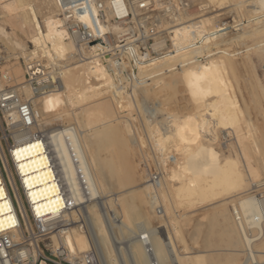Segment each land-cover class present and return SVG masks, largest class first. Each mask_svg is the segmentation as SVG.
<instances>
[{"label":"bare ground","instance_id":"1","mask_svg":"<svg viewBox=\"0 0 264 264\" xmlns=\"http://www.w3.org/2000/svg\"><path fill=\"white\" fill-rule=\"evenodd\" d=\"M225 1L227 2V0H208V3H211V2L213 4L219 3L221 6V4L225 3ZM228 1H229L228 2L229 5H231V7L235 8V9H236V7L241 8L242 6H244V7L245 6H251L249 9H247V13H248L247 17L246 18L243 17L244 20L242 19L243 22H247V23L252 22V23H249L247 29H242V31H238L240 33L233 32L232 30H236L235 28L238 27L237 24L236 25L235 24H228V26H229L228 29H230L229 32L231 33V31H232V33H234L235 36L229 37L227 35L224 37H229V38L220 39L221 37H223L224 32L220 31L221 28H218L217 30H218V32H220L218 36H213V37H210L208 39H205L206 36H198L200 38V40L203 41L204 44L197 46V47L189 48L188 44L194 38V36H191V29L195 28V24H198L197 23L198 21L189 23L186 20H181L177 24V27H175V30H174L176 36H172L174 43L177 46L176 52L170 53L167 57H165V58L159 60L157 63H155L151 67V69H158L157 71H155V73H153V72L147 73L145 70H143V71L140 70L138 72L139 79H137L133 83V85H131V86L135 87L134 90H138V89H136V88H138L137 87L138 85H139V87H141L143 84L147 85L146 83L150 84L151 82L155 83V82L161 81V79L163 78V75L169 76L167 73L172 72L173 70H177L179 68L177 71L178 78L172 77L174 79V81L172 79V81H173L172 83L174 84V82H177L178 79L183 83V85L185 87V88L184 87L182 88L183 91H185L184 89H186V92L188 93L187 95H189V98L191 96L190 101L193 103L196 102L198 111L195 113V111L192 112L190 110L194 114H190L191 112L189 111L190 115H187L188 113H186V115L184 114L185 116L184 115H183L184 117L181 116V117H183V119L180 118L181 120L178 119L179 117L175 118V119H173L171 117L172 120H170L169 122L172 121L171 122L172 124L170 123V126L172 125V127H169V125L167 126V124L165 122L164 123L162 122L159 125V129L157 128L158 130H156L157 131V132H155L156 134H154V136L149 135V136H151L150 137L151 139L153 138V140H150V143L153 141V144H155L157 149H159L161 151V149L162 150L164 149L163 145L165 144V142L167 140L177 138L175 140V142L178 144L179 141L181 143L184 140H187L190 136H196L199 133H202V134H201L200 139L197 140V142L194 143L193 146H191V144H190V145H187L184 147L183 154H185V155L180 156L183 161H181L180 159L177 158V156H175L181 162L179 161L180 163H176V165H178V167L176 165H174L177 167V168L175 167V169L171 170L168 168L171 171H169L168 174L166 172V175L169 177L170 180H165V181L163 180V181L165 183H166V181H167V183H169L168 181H172V179H174V177L177 178L179 180V182L177 180L176 183H179V187H177V185H175L177 188V190L175 192H177V193L173 194V192H172V194L175 197L176 196L177 197L179 196L180 198L183 197V198H185V200L191 199L192 196L219 195L220 199H217V201L220 202V209L217 210V213H216L217 216L216 217L222 219V221L220 222V223H223V226L221 227L222 228V234L229 239L228 241L230 242L231 247H234L232 250L241 251V249L238 250L236 247H238V246L243 247L242 251L244 252L243 254H245V260L243 258L244 262H242L241 264H246L249 262H250V264L251 263L252 264L253 263L261 264L260 259L262 257H264V191L259 190V189L263 186L262 184L264 182L258 178L260 173L258 174L255 167H253L251 162L253 163L254 160L251 161V159L249 158V154H247L249 151V148L247 146L250 145V143H248V141L251 138L248 141H245V140L242 141V138L245 139V137L244 136L242 137L243 134H241V135L238 134V132H241L240 127L242 124H240V123H244L245 127H248V126H250V122L248 119L246 120L243 118V120H242L240 118V117L244 116L243 114H245V112L242 111V109L240 108V105L238 104L239 102H237L238 100L236 99V93L234 92L235 88L232 89L233 87H231V84L233 83L232 82L233 78H231V71L230 70L234 71V69H233V65L231 63L230 58L233 56L237 58V56H235L236 55L234 53L235 51L233 52V54H231L232 51H231V53H229L226 50V48H224V47H222V49H217L214 52H212V50H213L212 48L214 46L217 47V45L218 44L220 45V43H224L225 45H227V43L233 44L234 42H236L235 40H237L239 38L249 37L251 39H254L255 43L251 46L245 47V52L252 50L254 52V54H256L258 56V58H260L264 61V0H238V1L236 0V2H234V3H236L235 4L236 6L234 5V3H231L232 2L231 0H228ZM208 3H206L204 5L202 4L201 7L206 8ZM54 4H55V2H53L54 7H52L51 11H56V10H58V7H60V5L62 7L64 5V3L62 4L61 1L59 3H57L56 5H54ZM219 4L217 5V7L219 6ZM49 5H51V4H49ZM221 7H223V5ZM198 8H200V7H198ZM231 9H229V10L233 11ZM241 9H243V8H241ZM217 10H218V8H217ZM215 11H216V9H215ZM236 11H237V9H236ZM243 11H244V9H243ZM16 12H17V14H15V16L13 15V17L19 18L21 12H18V11H16ZM245 12H246V10L243 13H245ZM238 13H240L239 10H238ZM186 15H185V17H186ZM222 15L223 14H221V13L220 14L217 13V14L211 15L209 17H205L203 19H200V20H202V22H201L202 24L199 25L198 34L210 28V27L206 28L208 26H206L205 24H208V25L212 24L213 20L214 21L217 20ZM52 16L53 15H50L49 17L45 18L47 20V22H46L47 28L46 29L41 28L40 21L37 17L36 19L38 20L37 21L38 25L40 24L39 25L40 30H38L36 33L34 32V34L38 35V38L40 39V41L44 45L47 46V43H49L51 45V48H52L54 55H55L54 56L55 58H59L61 56H65V57H67V56L70 57L73 55L75 56L74 53L76 51V46H75L74 42L69 40V39H68V41H65V39H64L65 29L63 26H61L60 18L57 19V25H56L55 21L52 20ZM34 17H35V15H34ZM187 17H188V15H187ZM223 24H224V22H223ZM241 25H243V24H241ZM216 26H218V25H216ZM238 30H241V28ZM194 31H195V29H194ZM230 33H228V34H230ZM236 33H237V35H236ZM26 34L28 35V33H26ZM3 37H6L7 39H9L10 44H12L14 47H17V48L19 47V49L21 51H23L22 53H25L26 48L22 42L14 40L12 37L10 38L9 35L8 36L5 35ZM15 39H17V38H15ZM238 42H239V40H238ZM218 47H221V46H218ZM73 48H74V51H72ZM71 52H72V54H71ZM204 52H206L205 59L202 61H199L198 56L203 55ZM30 54H31V52H30ZM247 54H248V52H247ZM49 56H50V54H49ZM89 57H87V58H89ZM246 59H247V57H246ZM77 61H81L83 64H81L80 66H85V67H88V64H91V62H92V61L86 62V61H84V59L83 60H77ZM177 61L179 62L180 66H177L176 68L172 67V65L175 64V62H177ZM92 64H93V66L91 68H89V67L88 68L91 70L92 74H94L93 76L98 78L99 84H100L98 89H96V91H94L93 95L95 97L93 99L87 98L89 96L86 97L87 98L86 100L84 98L80 97L79 95L85 94L87 89L82 90V88L77 85L78 83L76 84V82H77L76 78L73 77L72 75L70 76V75H67L65 73L66 76H64V78L61 79V81H62V82H60L61 85L59 84V86L55 90L52 89L55 92L46 93L47 94L46 96L50 97V100H48V102L45 101V103H43V104L40 103V106H37V104L34 102V100L32 101V103H34V104H32V109H33V114L35 117V122H34L33 127L25 133H22L18 130H15V132H14V133H16L14 135V142L15 143L10 147V150L13 151L15 149L14 154L17 155V157H18L17 161H20L21 163H23V162L29 160V163H32L33 167H35V169L33 171L39 170V172L44 170V169H42L43 166H41V164H42L41 159L43 157H40L42 155L41 151H37L38 149L36 147H33V145H37L35 143L36 140L32 139L34 137L33 136L34 135L33 130H35V128L37 127V128H39L40 131H42L46 135L48 150L51 153L52 160H53V163L56 167L58 178L60 181L59 189H61V191L64 192L65 197L60 199L59 197L56 198V196H55L56 192L54 190L53 192H55V194L48 196L47 198L49 201H47L45 203V204H49L50 206L52 205L54 207L52 209L51 213L45 212V213L39 214L40 221H41V222H39V226L44 228V230H46L48 228H53L52 230L55 231V230H58L57 229V227H59L58 225L63 224L59 228L58 232L57 231L55 233H53V231L46 232V235L48 237H45V241H43V242L46 245H49V242H50V245H52L51 248L53 249V251L65 253L66 258L69 260H73V258H80L85 252L78 254L79 253L78 251L83 250L89 244L88 243L89 239L87 238L88 235H85V232L79 226L75 225L73 220H71L70 223L66 224V222L63 221L64 219H61V217L65 216V215H71V219H72L73 213H75V211L73 209L80 207V208H85L87 211V216H86L85 220L87 219L86 221L88 223V226H90V228H92L91 231L93 230L92 232H94V233H92V234H94L93 235L94 243H95L96 247L98 248V253H99V256L101 257L100 259L102 260V264H150L149 263V260L151 259L150 258L151 254H149L150 249H148V251L146 252L147 247H146V245H144L145 241L143 239H141V236H144L147 238V242L149 244V247L151 246L152 253L154 255V258L157 260L158 264H168L167 263V257L171 254V253H169V251L171 249H172L171 252L173 253V256H174V258L172 257V259H171L172 264H189V263H192L191 261L194 258V255H190L191 251H188V252L182 251V253H181L180 251L175 249V246L173 245L174 244L173 240L172 239H171L172 241L169 240V237H167L168 238L167 240L170 242V245L172 243V246H171L170 250H168L169 248L167 246H165L166 248H168L167 249L168 252L165 251L166 248L164 249L162 243L158 240L160 237L157 239V237H155V235H154L155 232H157V231L159 232L160 229H158V227H155V228H149L148 227V225H149V222L147 221L148 217H145L143 209L140 206V204H137L136 202H134V197L132 196V194L134 193L133 189L129 191L132 194H128L129 192L127 191V194L130 195L129 197L127 196V194L125 195L126 192L124 190H123L125 192L124 194L121 191H118V193L121 192L124 197H127L126 199H124V203L122 206L123 211H124L123 215H122V213H120L119 210L117 211V208H119V207L114 206L115 209L114 210L111 209L112 214H110L111 216H110L109 226L114 232L113 233L114 235L112 237L113 242H114L113 244L120 245L122 243V241L125 244V248L118 247L119 248L118 253H117V255H118L117 259L118 260L116 259V257H113L111 249H110V244L108 241L109 234L106 231L107 226H104V224L102 223L103 222V221H101L102 218L100 220V217H102V216H100V213L96 208L98 203H101V200L103 201L104 206L106 205V207H107V205H108V208H109L110 203H112V202H110L111 197L109 198V196H111V194L106 196L110 192L108 190L110 188L108 186L109 184H107V182H108L107 178L108 177L106 174L105 166L107 168V167H110V165L108 164L109 165L108 166L107 163L105 162V158L101 157L102 153L100 155L99 148L102 145V142H104V144L115 142L116 145L118 144V142H119V144H121V143L124 144L125 141L126 142L130 141L129 143H131V139L129 140L127 137L132 134L131 132H133V128L128 123L129 119L125 120V118L127 117V116L126 117L124 116L125 114L117 116V117H116L117 114H115V117L111 120L107 119L108 121H105V119H104L102 122H100V125L90 126L89 120L92 118H95L93 113H92L93 108H90V106L93 105L91 102H93L94 100H98L97 102L95 101V103L94 102L93 103L96 104L97 109L102 110L103 108H106V105L108 104V103H105V101H103L104 97H106L105 95L107 92L112 91L111 96H114L117 99V102L112 100L111 103H114V102L116 104L117 103H119V104L123 103L122 101L124 98L122 96L123 92L121 94V92H119V90L117 89V87L115 85L116 84L115 81H113L109 76H107V72H106L105 67L102 66L100 63H97L96 61L92 62ZM237 65H238V63H237ZM249 65H252V64H249ZM30 67L31 66H27L28 69ZM64 67H62V68L65 69ZM92 68H93V70H92ZM246 69H247V67H246ZM37 71L31 72V74L34 75V74L38 73ZM227 71L230 73H228ZM226 72H227L228 77H225ZM61 74L64 75L63 73H61ZM147 74H149V75H147ZM169 74L171 75V73H169ZM173 74H175V73H173ZM177 75H175V76H177ZM229 75H230V79H232V81H231L232 83H230V80H228ZM51 79H52V76H51ZM165 79L166 78H164V80ZM167 79H169V81H170L169 77ZM17 80H18V78L16 76L15 80H13V81H16L17 84H20L22 82V81L18 82ZM3 81H5V80H3ZM8 81L11 82V79L10 80L8 79ZM237 82H238V80H237ZM160 83L161 82H159V84ZM164 83H162V84H164ZM178 83L179 82H177V84ZM166 84L168 87V85L170 83H166ZM1 86L2 85L0 83V87ZM53 86L54 85H52V83H47L46 86H40L41 87L40 89L47 88V87H53ZM232 86H233V84H232ZM147 87H149V86H147ZM176 88H178V87H175V89ZM240 88H242V87H240ZM258 88H260V87H258ZM20 89L28 98L32 97V95H33L32 92H35L32 90V88L31 89L29 88V85H26V84L21 85ZM141 89L139 88V91ZM170 89L175 90L174 87L172 89V86ZM52 90H50V91H52ZM246 90H247V88H246ZM248 90L250 91L251 89H248ZM253 90H254V88H253ZM247 91L245 92V94L247 93ZM88 92H90V91H88ZM248 93L251 94L252 92L250 91ZM44 95H45V93H44ZM256 95H257V93H256ZM249 96H250V98L252 97L251 95H249ZM110 97L108 96V98H110ZM263 97H264V95H263ZM108 98L106 97V99H108ZM44 99H45V97H44ZM110 100H111V98H110ZM49 101H51V103ZM125 102L126 101H124L123 104H125ZM109 103H110V101H109ZM243 103H245V102L243 101ZM50 104L53 106L51 107ZM193 105L196 107L195 104H193ZM54 106H55V108L53 110L52 108ZM69 106H72V109L75 108V110L73 109L74 111H72V112L69 111V109H70ZM116 106H119L120 109L124 108V107H122V104L116 105ZM126 107L128 108L127 105H126ZM195 107H194V110H195ZM113 108H114V110L116 109L115 105ZM113 108H111V109L113 110ZM60 109H61V111H59ZM111 109H109V110L111 111ZM128 110L130 111V109H128ZM192 110H193V108H192ZM121 111H124V109ZM129 111L127 112V114L129 113ZM205 111L206 112H213L215 114V119L211 120V122H209L207 124V126H205V125L203 126L202 123L197 122V119L200 116H202ZM101 113H103V112H101ZM97 115L99 116L100 114H97ZM107 115H109V114L106 113V116ZM98 116H97V118H98ZM101 116L102 115H100L99 117H101ZM120 118H122L123 120H120ZM176 119H178L180 121H176ZM117 120H120L119 123H121L122 126L125 127L124 130L125 129L126 130L124 132L121 131L122 127H119ZM164 120H165V118H164ZM241 120H242V122H241ZM70 121H72V124L70 123ZM162 121H163V119H162ZM169 122H167V123H169ZM217 129L221 131V137L223 138V140H226V138L230 135V133H232V134L235 133L234 135L241 138L240 140L238 139L240 141V145H239V141L236 142V143H238V145L240 147H242V150H239L240 153L242 152L241 155L235 154L233 157H231L232 155L231 156H224V159L220 160V157L217 156V151L212 147V144H213L212 139L215 140L214 135H215V132L217 131ZM237 129H239L240 131H238ZM134 130H136V129L134 128ZM149 131H150V129H149ZM149 131H148V133H149ZM203 131H205V133H203ZM126 132L128 134H126ZM150 133H153V132L150 131ZM206 133H210L209 136H211V137L205 138V136L208 135ZM246 133H247V130H246ZM212 134H214V135H212ZM238 137H236V140ZM258 141H259V139H258ZM255 142H256V140H255ZM126 144H128V143H126ZM252 144L255 145L254 142ZM116 145H113V146L115 147ZM128 145H130V144H128ZM125 146H127V145H125ZM115 148L117 149V147H115ZM175 148L177 149V151L181 150V148H180V150L178 149V146ZM255 148H256V146H255ZM21 149H27V151L21 152L20 151ZM0 152H1L0 160L2 161L3 168L5 169L6 174H7L8 178L11 182V185L15 189V192L18 196V193L16 190V185H15L14 179H13V172L10 168L7 155L4 152L3 148L2 149L0 148ZM161 153H162V151H161ZM161 153H158V154H161ZM105 155H107V154H105ZM180 155H181V153H180ZM242 157L244 160H242ZM262 158H263V156H262ZM115 159H114V161H115ZM155 160H156V158H155ZM118 161H120V160L118 159ZM163 161H159V162L161 163ZM171 161H173V160H171ZM171 161H169V162L171 163ZM173 163H175V162H173ZM164 165H162V166H164ZM166 165H168V164L166 163ZM261 165H262V161H261ZM125 166H126V164H125ZM121 168L124 169L123 167H121ZM263 168H264V166H263ZM125 169H124V172H125ZM161 169H163V168H161ZM108 170H110V168ZM127 170H129V169H126V172H128ZM108 172H110V171H108ZM111 173H115V172L112 171ZM166 175H165V177H166ZM119 178H121V177L119 176ZM163 179H165V178H163ZM166 179H167V177H166ZM148 180L150 181V179L144 180L146 182V185L143 183L144 185L140 186L138 188V190L144 194H146L145 190L148 189L149 185H153V184L148 183L149 182ZM174 182H175V179H174ZM1 184H3V179L0 176V186H1ZM112 185H111V187H113ZM119 185H122V184L119 183ZM169 185H171V183H169ZM165 186H167V185H165ZM255 187H257V188H255ZM253 188H255V189H253ZM125 189L128 190L127 188H125ZM134 189H135V187H134ZM159 189H161V188L158 187L157 190H159ZM0 190H3V192L0 191V264H13V262L11 261V258L13 256V254H12L13 252H16V254L18 255V257L20 259L27 257L28 251L24 246H21V240H23L25 237V230L28 232L32 231V225H31L28 213L26 211V207H25L22 199L17 197V199L15 200V202H16V206H15L13 203L14 201H12L9 198V196L6 192V189L0 187ZM161 190H163V189H161ZM249 190H251V191H249ZM105 192L107 193L106 195H105ZM168 192H171V191H168ZM159 193H160L159 195H162L161 196L162 198H165V197H163V194H164L163 191L162 192L159 191ZM122 194H119V195H122ZM165 194H167V193H165ZM136 196H138V195H136ZM231 197H233V198H231ZM119 198L120 197H118V200H119ZM169 198H170V196H169ZM228 198H230V200L226 201V200H228ZM226 202H229V211H230L231 217H229V215H227L228 213L224 207L226 205ZM33 203L37 204L38 202L34 201ZM142 203H143V200H142ZM144 203H145V201H144ZM120 204H121V202H120ZM113 205L114 204H112L111 206H113ZM153 205H155V204H153ZM151 206H152V204H151ZM16 207L18 208V211L20 214H18L16 212ZM215 207H217V206H215ZM61 209H64L63 213H60ZM151 209H152V207H151ZM106 214H107V212L105 213V215ZM108 214H109V212H108ZM140 218H142L143 220L141 219L142 221H139ZM107 219H108V217H107ZM62 221H63V223H61ZM136 225L138 227V230H135V231L132 230L133 227L135 229ZM142 227H144V229L150 230L149 238H148V234L146 232L141 233L144 231ZM221 228H220V230H221ZM140 233H141V235H140ZM220 233L221 232H219V236H221ZM139 235H140V237H139ZM234 235L236 236V238L234 237ZM4 238H6L8 240V242L10 244L9 245L10 249H7L6 246L4 245V242H3ZM161 238H162V236H161ZM165 238H166V236H165ZM163 239H164V237L162 238V240ZM178 240H179V238H178ZM17 243H19V244L16 245ZM32 244H34L35 252L31 253L32 254L31 261L29 263L23 262V264H34L37 256L42 253V248L40 247V245L38 243L33 242ZM164 245H165V243H164ZM256 246H257V249H256ZM76 252H78V253H76ZM168 262H170V261H168Z\"/></svg>","mask_w":264,"mask_h":264},{"label":"rangeland","instance_id":"2","mask_svg":"<svg viewBox=\"0 0 264 264\" xmlns=\"http://www.w3.org/2000/svg\"><path fill=\"white\" fill-rule=\"evenodd\" d=\"M185 1L188 4V9L186 10L187 11L186 14L188 15V17L185 14L187 18L184 15L182 20H186L189 23L198 21L197 23L198 24L200 23L199 25H201L202 20H200V19H203L205 17H209V16L217 14V13L223 14L217 20H215V21L213 20L212 24H209V25L205 24L206 26H208L206 28L210 27L208 30L217 28L218 26H221L224 22L227 24H235V25L237 24L238 27L235 26L236 27L235 29L237 31L236 30H232V31L240 33L238 31H242V29H247L249 23H252V22H249V23L243 22L244 18H246L247 14H248L247 9H249L251 6H245V7L242 6L241 7L244 9V11L246 10V12H245L246 14H245V13H243L244 12L243 9H241V8L236 7L237 11L235 8H232L231 5H229L228 0H227V2L225 1V3L221 4V6L223 5V7H221L219 3H217V4L216 3L213 4L212 2L208 3V0H185ZM231 1H232L231 3L236 2V0L235 1L231 0ZM53 2H55L54 5L59 3L57 0H0V83L2 85L0 87V89L1 90L7 89V88L14 89L15 91H17L19 93V95L23 99L29 101L31 106H32V104H34V103H32L33 100L37 104V106H40V103L41 104L45 103V101L48 102V100H50V97L46 96L47 95L46 93L55 92L52 89H54V90L57 89L60 82H62L61 79H63L64 76H66V74L70 75V76L72 75L73 77H75L76 81H77L76 84L78 83L77 85L79 87H81L82 90L87 89L85 94L79 95L80 97L84 98L85 100L87 98L93 99L95 97L93 95L94 91H96V89H98V87L100 85L98 78L93 76L94 74H92L91 70L89 69L93 65L88 64L89 68L85 67V66H80L83 63L81 61H77L78 59L74 58L75 57L74 55L70 56V57L61 56L59 58H55L54 52L51 48V45L49 43H47V46L44 45L40 41V39L38 38V35L34 34V32L36 33L38 30H40V26L42 29L47 28V23H46L47 20L45 18L49 17L50 15H53L52 20L55 21V24L57 25V19H59V12H60V9L62 6L60 5V7H58V10H56V11H51L52 7H54ZM206 3H208L206 8H202L201 5L202 4L204 5ZM49 4H51V5H49ZM218 4H219V6L217 7ZM235 4L236 3H234V5ZM198 7H200V8H198ZM217 8H218V10H217ZM215 9H216V11H215ZM229 9H231L233 11H230ZM15 10L18 12H21L19 18L13 17V15L15 16V14H17V12ZM238 10L240 13H238ZM34 15H35V17H34ZM37 17L40 21V24H41V25L39 24L40 26L37 23V21H38L36 19ZM240 23L243 25H241ZM216 25H218V26H216ZM240 28H241V30H238ZM232 31H231V33L228 31L226 33V35L224 34L223 37H221L220 39L229 38L230 36L231 37L235 36L234 33H232ZM26 33H28V35ZM228 33H230V34H228ZM237 33H236V35H237ZM5 35L6 36L9 35L10 38L12 37L14 40L22 42L26 48L25 53H22L23 51H21L19 49V47L17 48V47H14L12 44H10L9 39H7L6 37H3ZM227 35L229 37H224ZM15 38H17V39H15ZM64 39H65V41H68V39H66L65 36H64ZM238 40H239V42H238ZM235 41L236 42H234L233 44L227 43V45H225L224 43H220V45L218 44L217 47L218 46L224 47V48H226V50L229 53H231V51H232L231 54H233V52L235 51L234 52L236 54L235 56H237V58L234 56L230 58L231 63L233 65V69H234V71L230 70L231 71V78H233V81H232V79H230V75H229V79L228 78L227 79L230 80V83L233 82L232 83L233 86L231 84V87H233L232 89L235 88L234 92L236 93V99L238 100L237 102H239L238 104L240 105V108L242 109V111L245 112V114H243L244 116L240 117V118L242 120H243V118L246 120L248 119L250 122V126H248V127H245L244 123H240V124H242L240 127L241 132H238V134H240V135L243 134L242 137L243 136L245 137V139L242 138V141H244V140L248 141L251 138L248 141V143H250V145L247 146L249 148V151L247 154H249V158L251 159V161L254 160L253 163L251 162V164L253 165V167H255L258 174L260 173L258 178L264 182V168H263V166H264V118H263L264 117V107H263L264 106V97H263V95H264V86H263L264 85V61L262 59L258 58V56L256 54H254V52L252 50L247 51L248 54H247V52H245V47L251 46L255 43L254 39H251L249 37H243V38H239ZM214 47H216V46H214ZM72 51H74V48ZM30 52H31V54H30ZM49 54L51 57L49 56ZM71 54H72V52H71ZM246 57H247V59H246ZM85 61H87V60H85ZM200 61H202V60H200ZM177 62H175V63H177ZM237 63H238V65H237ZM28 64H29V66L34 65L35 67L33 66V68L30 70L27 68ZM249 64H252V65H249ZM53 65L59 66V71L57 72V77L54 73H51V72L49 73L50 77L52 76V80H54L53 81L54 84L52 83V85H54V86L52 88L47 87V90L43 88L44 91H42V89H40L41 87L37 86V84L39 82H37V80H35V76L32 75L31 72L37 71L36 69H40L37 72L41 73L42 72L41 70L44 68L51 70L50 67H52ZM62 67H64L65 69H63ZM246 67H247V69H246ZM178 69L173 70L172 72H169V73H171V75L169 73H167L169 76L163 75L162 79L164 80V78H166L164 81L161 79V81L155 82L156 84L154 82H151L150 84L146 83L147 85L143 84L141 87H139V85H138L137 86L138 88H136L138 90H134L135 87L131 86L130 82L129 83L127 82L128 84L127 83L122 84V86L115 84L117 89L119 90V92H121V94L123 92V94H124V95L122 94V96L124 97L122 102L123 103H124V101H126V102H125V104L120 103V104H122V107H124V108L120 109L119 106H116V105H120L119 103H117V104L115 102L111 103L112 100L117 102L116 97L111 96L112 91L107 92L108 94L106 93V95H105L107 98H108V96L109 97L111 96L110 97L111 100H110V98L106 99V97H104L103 101H105V103H108L106 105V108H103L102 110L97 109L96 104H94V103H95V101L97 102L98 100H94L93 101L94 103L91 102L93 105L90 106V108H93L92 113H93L95 118H92L89 120L90 126H93V125L98 126V125H100V122H102L104 119H105V121H108L107 119L111 120L115 117V114H117L116 117L125 114L124 116L125 117L127 116L126 117L127 119L125 118V120L129 119L128 123L133 128V132H131L132 134L127 137L129 140L131 139V143H129L130 142L129 140H128L129 142L125 141L124 144L121 143L122 145L119 144V142H118L119 145L118 144L116 145L115 142L114 143L113 142L108 143V144L106 143L107 145L104 144V142H102V145L99 148L100 155L102 153L101 157L105 158V162L107 163V165L108 164L110 165V167H107V168L105 166L106 174L108 177L107 178V181H108L107 184H109L108 186L110 188V189H108L110 192L108 194L105 192V195L107 194L106 196H108L111 194V196H109V198L111 197L112 201L110 200V202H112V203H110L109 208H108V205H107V207H106V205L104 206L103 201L101 200V203H98L96 208L99 211L100 216H102V217H100V220L102 218V220H101V221H103L102 223L104 224V226H107L106 231L109 234L108 241L110 244V249H111L113 257H116V259L118 258V255H117L118 249H119L118 247L125 248V244L123 243V241L120 245L113 244L114 242H113L112 237L114 235L113 234L114 232L109 226L110 216H111L110 214H112L111 209L114 210L115 207L117 206L120 208V209L117 208V211L119 210L120 213H122V215H123L124 211H123L122 206L124 203V199L127 198V197H124L123 194L126 192L125 193V195H126L127 191L129 192L130 190L133 189L135 194L134 193L132 194L131 192H129L128 194H132V196L134 197V202H136L137 204H140V206L142 207L145 217H148L147 218L148 219L147 221L149 222L148 227L149 228L158 227V229H160V231L155 232L154 235H155V237H157V239L160 237L158 240L162 243L164 249L166 248L165 246H167L169 248V249L166 248L165 251H167V249L170 250L171 246H172V243L170 245V242L167 240L168 239L167 237H169V240H171V239L173 240V243H174L173 245L175 246V249H177L181 253H182V251H184V252L191 251L190 255H194V258L191 261L192 263L188 262L189 264H241L245 260V254H243L244 252L242 251L243 247L242 246L236 247L238 250L241 249L242 252L232 250L234 247H231L230 242L228 241L229 239L222 234V228L221 227L223 226V223H220L222 221V219L216 217L217 216V214H216L217 210L220 209V202L217 201V199H220V196L219 195L192 196L191 199L185 200V198H183V197L180 198L179 196L175 197L173 195V194L177 193V192H175L177 190L175 185H177V187H179V183H176L178 180L177 178L174 177L175 182H174V179H172V181H168L169 183H171V185H169V183H167V181H166V183L164 182L165 180H170L169 177L166 175V172L168 174V172L171 171L172 169H175L176 166L178 167V165H176V163H180L181 161H183L180 156L185 155V154H183L184 147L187 145H190V144H191V146H193V144L196 143L197 140L200 139L202 133H199L196 136H190L189 135L190 137L188 136L189 138L187 140H184L181 143L179 141L178 144L175 142V140L177 138L167 140L165 142V144L163 143L164 149L163 150L161 149L162 153L159 149H157L156 145L153 144V141L151 142L152 144L150 143V140H153V138L151 139L150 137L154 136V134H156L155 132H157L156 130L159 129V125L162 122L163 123L165 122L167 124V126L169 125V127H172V125L170 126V123L172 121L169 122L170 120H172L171 117L173 119L178 118V117H179L178 119H180V118L183 119V117L186 115V113H188L187 115H190V114H194L192 112L195 111V113H196L198 111L196 102L194 100L193 101L195 103L190 101L191 96L189 98V95H187L188 93L186 92V89H184L185 91H183V89H182L184 87L183 83L179 79L177 80V82H179L178 84H177V82H174V84L172 83L174 81L173 78H178V75H177ZM92 70H93V68H92ZM227 72L225 73V77H228ZM61 73H63L64 75H62ZM173 73H175V74H173ZM228 73H230V72H228ZM175 75H177V76H175ZM16 76L18 78L17 81L18 82L22 81L23 83L21 82L20 84H17L16 81H13V80H15ZM107 76H109V75L107 74ZM168 77L170 78L171 82L169 81V79H167ZM8 79L9 80L11 79V82L8 81ZM172 79H173V81H172ZM3 80H5V81H3ZM237 80H238V82H237ZM159 82H161V83L159 84ZM49 83H51V81H49ZM55 83H56V85H55ZM162 83H164V84H162ZM166 83H170L168 85V87H167ZM24 84L29 85V88L30 89L32 88V90L35 91V92H32L33 95L31 98L26 97V95L20 89V86L24 85ZM42 84H45V81ZM147 86H149V87H147ZM171 86H172V89H173V87H174V89H175V87H178V88H176L175 90H171L170 89ZM240 87H242V88H240ZM245 87L247 88V90L251 89L250 91L252 93L251 94L248 93L250 91L249 90L247 91ZM258 87H260V88H258ZM139 88L140 89L142 88L143 90L141 89L139 91ZM253 88H254V90H253ZM39 90H41V91L39 92ZM50 90H52V91H50ZM88 91H90V92H88ZM246 91H247V93L245 94ZM44 93H45V95H44ZM256 93H257V95H256ZM248 94L252 96L251 97L252 99L250 98V96ZM87 96H89V97H87ZM44 97H45V99H44ZM109 101H110V103H109ZM243 101L245 103H243ZM49 102L51 103V101H49ZM193 104H195L196 107ZM114 105H115V108L119 112L116 109L114 110V108H113ZM126 105L128 106V108L126 107ZM50 106L52 107L53 105L50 104ZM191 107L193 108V110ZM194 107H195V110H194ZM54 108H55V106L52 109L54 110ZM69 108H70L69 111H71V112L75 110V108H73L74 110L72 109V106H69ZM111 108H113V110ZM109 109H111V111ZM123 109H124V111H121ZM128 109H130V111ZM59 111H61V109ZM128 111H129V113L127 114ZM95 112L96 113L98 112L97 114H100L102 116L99 117L100 115L98 116ZM101 112H103V113H101ZM106 113H108L109 115L106 116ZM97 116H98V118H97ZM181 116H183V117H181ZM164 118H165V120H164ZM162 119H163V121H162ZM178 119H176V121L181 120V119L180 120H178ZM214 119H215V114L213 112H206L205 111L204 114L197 119V122L202 123L203 126L204 125L207 126V124L209 122H211V120H214ZM120 120H123V119L120 118ZM120 120H117V123H118L119 127H122L121 131L124 132L126 129L124 130L125 127H123L122 124L119 123ZM242 120H241V122H242ZM167 122H169V123H167ZM70 123L72 124V121H70ZM134 128L136 130H134ZM37 129H38V131H40L39 128H37V127L33 131H36ZM149 129L153 133H150ZM237 130L240 131L239 129H237ZM246 130H247V133H246ZM148 131H149V133H148ZM14 132H15L14 128H12L8 123H6V117L4 116L3 112H1V110H0V148L1 149L3 148L4 152L7 155L8 160H9V157H8L9 147L15 143L14 142V135L16 133H14ZM203 133H205V131H203ZM126 134H128V133L126 132ZM206 134H208V135H206L205 138L211 137V136H209L210 133H206ZM231 134L232 133H230V135L226 138V140H223V138L221 137V131L218 129L215 132V135L212 134L215 137V140L212 139V143H213L212 147L217 151V156L220 157V160L221 159L223 160L224 156H231L232 155L231 157H233L235 154L241 155V153H242V152L240 153V151H239V150H242V147L239 146L240 145L239 140L241 138L234 135L235 133L232 135ZM149 135H151V136H149ZM236 137H238L237 140H236ZM254 139L256 140V142ZM258 139H259V141H258ZM238 141H239V145H238V143H236ZM253 142L255 145L252 144ZM126 143H128L130 145H128ZM174 143L178 146L179 150L181 148L180 151H177V149L175 148L177 146ZM113 145H116L115 147H117V149ZM125 145H127V146H125ZM255 146H256V148H255ZM158 153H161V154H158ZM180 153H181V155H180ZM0 154H1V152H0ZM105 154H107V155H105ZM175 156H177V158L180 159L181 161L178 160ZM262 156H263V158H262ZM155 158H156V160H155ZM114 159H115V161H114ZM118 159L120 161H118ZM170 159L173 161H171ZM158 160L159 161L164 160L168 165H166V163L164 161L160 163ZM242 160H244L243 157H242ZM169 161H171V163ZM261 161H262L263 166L261 165ZM173 162H175V163H173ZM0 164H1V160H0ZM125 164H126V166H125ZM162 165H164V166H162ZM174 165H176V166H174ZM121 167H123L124 169L125 168L129 169V170H127L128 172H126V169H125V172L127 174L124 172V169H122ZM158 167L160 168L159 172L161 173L160 174L161 175L160 176V183L158 184L159 186L157 185L155 187L154 184L148 180L149 181L148 183L153 184V185H149L148 189L145 190L146 194L140 192L138 190V188L140 186H143L144 184L146 185V182L144 180L148 179V174H147L148 169L152 170V169H155ZM109 168H110V170H108ZM161 168H163V169H161ZM168 168L171 170H169ZM107 170L110 172H108ZM112 171L115 173H111ZM165 175H166L167 179H166ZM119 176L121 178H119ZM163 178H165V179H163ZM178 182H179V180H178ZM119 183L122 185H119ZM126 183L127 184L129 183L128 184L129 186ZM111 185L113 187H111ZM165 185H167V186H165ZM262 185L263 186L259 190L264 191V183ZM134 187H135V189H134ZM158 187L163 189V190H161V189L157 190ZM125 188H127V189L129 188V189L126 190ZM255 188H257V187H255ZM255 188H253V189H255ZM251 190H249V191H251ZM118 191H121L123 194L121 192L118 193ZM159 191L160 192L163 191V193H164L163 197H165V198H162L161 197L162 195H159L160 194ZM168 191H171V192H168ZM172 192H173V194H172ZM165 193H167V194H165ZM119 194H122V195H119ZM128 194H127V196L129 197L130 195H128ZM136 195H138V196H136ZM169 196H170V198H169ZM118 197H120L119 200H118ZM231 198H233V197H231ZM141 199L143 200V203H142ZM229 200H230V198H228V200H226V201H229ZM144 201H145V203H144ZM120 202L122 205L120 204ZM112 204H114V205L111 206ZM151 204H152V206H151ZM153 204H155V205H153ZM215 206H217V207H215ZM151 207H152V209H151ZM224 207L228 213L227 215H229V217H231L230 211H229V202H226V205ZM79 208L80 207H77L76 208L77 210L73 209L75 211V213H73L72 219H71V215H65V216L61 217V219H64L63 221L66 222V224L70 223L71 220H73L74 224L77 226H79V223H82L81 222L82 218L84 219L85 227H83L82 230L85 232V235H88L87 238L89 239V241H88L89 244L87 245V247H85L86 249L84 248L83 250L78 251L79 253L78 252H76V253L81 254L82 252H86V251L91 249V250L95 251V253L97 254V258H99L98 260L100 261L101 257L99 256L98 248L96 247V245L94 243V238H93L94 234H92L94 232H92L93 231V230L91 231L92 228H90V226H88V223L86 221L87 219L85 220V218L87 216V211L85 208H80V209ZM106 212H107V214H106L107 216L105 215ZM108 212H109V214H108ZM28 215H29V219H30V222L32 225V231L28 232L25 230V237L23 240H21V246H24L28 252H27V257L20 259V260H22L24 263L31 261V257H32L31 253L35 252L34 244H32L33 242H36L40 245V247L42 248L41 254H43L47 257H51L54 254H57L51 248L52 245H50V242H49V245H46L43 242V241H45V237H48L47 235L39 237V234L37 233V230H36V223H35L34 219L30 216L29 213H28ZM107 217H108V219H107ZM142 218H140L139 221H142L143 220ZM63 221L61 223H63ZM77 222H79V223H77ZM62 225L63 224L58 225L59 227H57V229L59 230V228ZM142 228L144 231L141 233L146 232L148 234V238H149L150 230L144 229V227H142ZM220 228H221V230H220ZM58 230H55V231L49 230V231H53V233H55L56 231L58 232ZM132 230H134V231L138 230L137 225L135 226V229L133 227ZM219 232H221L220 233L221 236H219ZM141 233H140V235H141ZM140 235H139V237H140ZM235 235H234V237L236 238ZM161 236H162V238L164 237L163 240H162ZM165 236H166V238H165ZM178 238H179V240H178ZM19 243H17L16 245H18ZM164 243H165V245H164ZM148 249H150V252H149V254H151L150 258H154V255H153L152 250H151V246L146 248V252L148 251ZM256 249H257V246H256ZM171 250L169 251V253H171V254L167 257V263L168 264H172L171 259H172V257L174 258ZM12 254H13V256L11 258V261L13 262V264H20L19 259H18L19 257L16 254V252H13ZM243 258H244V260H243ZM150 261H151V259L149 260V263H150ZM168 261H170V262H168ZM263 262H264V257H262L260 259V263L264 264ZM100 263L102 264V260L100 261ZM156 263L158 264L157 260H156ZM36 264H40L39 260L36 262ZM246 264H250V262L246 263ZM253 264H255V263H253ZM256 264H258V263H256Z\"/></svg>","mask_w":264,"mask_h":264},{"label":"built area","instance_id":"3","mask_svg":"<svg viewBox=\"0 0 264 264\" xmlns=\"http://www.w3.org/2000/svg\"><path fill=\"white\" fill-rule=\"evenodd\" d=\"M57 1L64 3L60 9L59 18L61 26L65 29V37L73 41L76 46L74 58L100 63L105 67L109 77L119 86L127 82L132 85L139 79L138 72L140 70L155 73L158 69H151V67L170 53L176 52L177 46L172 36H176L175 27L183 19L188 9L185 0ZM228 27V24L224 23L217 28L207 29L198 34L199 24H195V28L191 29V36L194 38L189 42L188 47L204 44L198 36H206L205 39L218 36L220 33L218 28H221L220 31L226 34L230 30ZM212 49L214 52L222 47H213ZM205 56L206 52L199 55V61L204 60ZM92 62L89 65H93ZM33 66L31 65L29 69L31 70ZM177 66H180L179 62L172 65L174 68ZM50 69L44 68L41 73L34 74L35 80L39 82L37 86H46L49 81L54 84L49 73H54L57 77L59 66L53 65ZM44 81L45 84H42ZM44 89L47 90V88ZM0 110L6 117V123L14 128V131L25 133L34 125L35 117L30 102L23 99L14 89L0 90ZM33 134L32 139L36 140L37 151H41L40 157H43L41 166L44 170L33 171L35 167L29 163V160L23 163L17 161L18 157L14 154L15 149L10 150L11 145L8 150V161H10L9 165L13 172L18 196L3 168L2 161L0 176L3 179V184L0 187L6 189L15 206L17 197L22 199L26 211L34 219L37 233L41 237L53 229L44 230L39 226V222H41L39 214L51 213L54 208L52 205L45 204L49 201L47 197L54 195L55 192L56 198L62 199L65 196L64 192L59 189L60 181L48 150L46 135L38 130L33 131ZM159 170V167L148 169V179L154 186L160 183L161 173ZM54 190L55 192H53ZM34 201L38 203H33ZM63 211L64 209H61L60 213ZM16 212L20 214L17 207ZM81 222L77 223L83 229L85 227L83 218ZM141 239L145 241L144 245L148 248L147 238L141 236ZM3 242L6 248L10 249L6 238L3 239ZM54 252L57 254L51 257L39 254L34 264L38 260L40 264H100L95 251L91 249L80 258H73V260L67 259L65 253ZM18 259L20 264H23V261ZM150 263L156 264L155 259L151 258Z\"/></svg>","mask_w":264,"mask_h":264},{"label":"snow or ice","instance_id":"4","mask_svg":"<svg viewBox=\"0 0 264 264\" xmlns=\"http://www.w3.org/2000/svg\"><path fill=\"white\" fill-rule=\"evenodd\" d=\"M33 147H37V146H36V145H33ZM20 151H21V152H26L27 149H21ZM0 191H2V190H0Z\"/></svg>","mask_w":264,"mask_h":264}]
</instances>
